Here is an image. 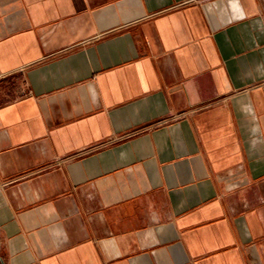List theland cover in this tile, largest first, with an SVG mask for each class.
Masks as SVG:
<instances>
[{"label":"crops","instance_id":"1","mask_svg":"<svg viewBox=\"0 0 264 264\" xmlns=\"http://www.w3.org/2000/svg\"><path fill=\"white\" fill-rule=\"evenodd\" d=\"M6 264H264V0H0Z\"/></svg>","mask_w":264,"mask_h":264},{"label":"water","instance_id":"2","mask_svg":"<svg viewBox=\"0 0 264 264\" xmlns=\"http://www.w3.org/2000/svg\"><path fill=\"white\" fill-rule=\"evenodd\" d=\"M0 264H6L5 260L0 256Z\"/></svg>","mask_w":264,"mask_h":264}]
</instances>
